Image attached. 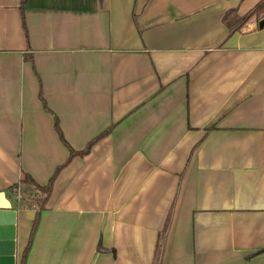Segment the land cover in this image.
Returning a JSON list of instances; mask_svg holds the SVG:
<instances>
[{
	"label": "crops",
	"instance_id": "1",
	"mask_svg": "<svg viewBox=\"0 0 264 264\" xmlns=\"http://www.w3.org/2000/svg\"><path fill=\"white\" fill-rule=\"evenodd\" d=\"M261 1L0 0L15 264H264Z\"/></svg>",
	"mask_w": 264,
	"mask_h": 264
},
{
	"label": "trees",
	"instance_id": "2",
	"mask_svg": "<svg viewBox=\"0 0 264 264\" xmlns=\"http://www.w3.org/2000/svg\"><path fill=\"white\" fill-rule=\"evenodd\" d=\"M253 18H255L256 21L259 24L263 23V28H264V0L259 2L254 8H252L248 13H246L243 16H241L239 14L238 9H236V8L227 11V13L224 16V24L228 27L230 36H232L233 34L239 32L240 30H242V28H244L248 24V22L251 19H253ZM24 28H25V26H24ZM25 31H26V34H27V30L26 29H25ZM40 97H41L42 102L45 104V102L43 101V97L42 96H40ZM56 127L58 128L57 122H56ZM58 133H59V136L61 137L62 141L65 143V145L68 146L67 143L64 141L61 132L58 131ZM92 145L93 144L89 145L87 147V149L85 151H83V152H75L74 150H72L68 146V148L70 149V156H69L68 161L63 166L59 167L55 171V173L51 177L49 183L47 185H45V186L38 185L30 177V175H28L26 173L24 174L23 179H22V183L26 184V185L34 186L36 188V190L43 196V199H42V201L40 203V206H39L40 207V211L45 208V203L48 201V198H49V196H50V194L52 192L54 183H55L56 179L58 178V176H59L60 172L62 171V169L65 168L71 162V160L73 158H75L76 156H83L86 153H88ZM39 216H40V213L38 212L36 214V217H35L33 225H32V230H31V233H30L29 243H28L27 248L25 249L21 264H25L26 263V259H27V255H28L29 249H30V247L32 245L35 233H36L37 228H38Z\"/></svg>",
	"mask_w": 264,
	"mask_h": 264
},
{
	"label": "water",
	"instance_id": "3",
	"mask_svg": "<svg viewBox=\"0 0 264 264\" xmlns=\"http://www.w3.org/2000/svg\"><path fill=\"white\" fill-rule=\"evenodd\" d=\"M16 216L12 206L0 208V264H15Z\"/></svg>",
	"mask_w": 264,
	"mask_h": 264
},
{
	"label": "rangeland",
	"instance_id": "4",
	"mask_svg": "<svg viewBox=\"0 0 264 264\" xmlns=\"http://www.w3.org/2000/svg\"><path fill=\"white\" fill-rule=\"evenodd\" d=\"M255 19V18H254Z\"/></svg>",
	"mask_w": 264,
	"mask_h": 264
}]
</instances>
